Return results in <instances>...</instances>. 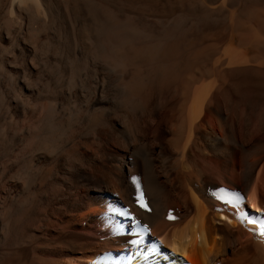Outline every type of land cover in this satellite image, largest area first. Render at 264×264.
I'll return each mask as SVG.
<instances>
[{
  "label": "bare ground",
  "instance_id": "obj_1",
  "mask_svg": "<svg viewBox=\"0 0 264 264\" xmlns=\"http://www.w3.org/2000/svg\"><path fill=\"white\" fill-rule=\"evenodd\" d=\"M262 232L264 0H0V264H264Z\"/></svg>",
  "mask_w": 264,
  "mask_h": 264
},
{
  "label": "snow or ice",
  "instance_id": "obj_2",
  "mask_svg": "<svg viewBox=\"0 0 264 264\" xmlns=\"http://www.w3.org/2000/svg\"><path fill=\"white\" fill-rule=\"evenodd\" d=\"M250 222H251V221H250ZM261 235H264V232H262Z\"/></svg>",
  "mask_w": 264,
  "mask_h": 264
}]
</instances>
